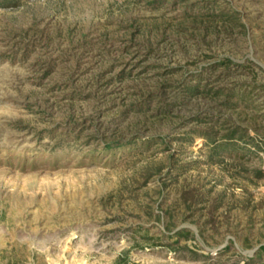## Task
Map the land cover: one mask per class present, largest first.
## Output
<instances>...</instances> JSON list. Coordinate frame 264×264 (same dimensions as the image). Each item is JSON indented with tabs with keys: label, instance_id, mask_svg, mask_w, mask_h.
I'll list each match as a JSON object with an SVG mask.
<instances>
[{
	"label": "rangeland",
	"instance_id": "rangeland-1",
	"mask_svg": "<svg viewBox=\"0 0 264 264\" xmlns=\"http://www.w3.org/2000/svg\"><path fill=\"white\" fill-rule=\"evenodd\" d=\"M222 12L237 21L195 17ZM226 58L230 73L213 68ZM166 81L158 106L148 92ZM197 81L246 90V105L188 97ZM198 114L219 142L242 127L243 148L210 158L188 133ZM259 170L264 0H0V264L264 262Z\"/></svg>",
	"mask_w": 264,
	"mask_h": 264
},
{
	"label": "trees",
	"instance_id": "trees-1",
	"mask_svg": "<svg viewBox=\"0 0 264 264\" xmlns=\"http://www.w3.org/2000/svg\"><path fill=\"white\" fill-rule=\"evenodd\" d=\"M196 18L199 17H207V18H213V19H222L223 23H230L232 20H236V16L227 14L225 12H222L221 14H199L195 16ZM241 26L244 27V24L240 23ZM235 65L234 62L230 59V58H226L224 60H220L219 62H216L214 64V69H223L225 71V73H230L231 72V66ZM178 84L176 83H172L170 81H166L163 83H160L153 91L148 92L147 96L149 98V101L151 100H155L157 102V105L161 106L164 102V100H166L167 97V89L169 88H177ZM181 88L183 89V91L186 93V95L188 97H201L203 99H209L211 101V103L217 104L218 106H220L221 108H228V109H233L235 108L239 103H243L246 105V96L248 97L249 92L246 90H242L240 92H237L235 90H231L228 87H217V88H211L208 87V85L206 84H202L201 82L197 81L195 84L192 83H184L183 86H181ZM175 100L173 101V103L167 104V109L163 110L162 113L163 115H167L170 113V109L173 107H178V106H183L185 105V101L182 100V98L180 97V95H176V97L174 98ZM191 120L197 122V125H199L198 127L194 128L193 130H191L190 132H188L189 134H197L198 136H201L202 138H205L207 141H209L210 143L214 144V147L211 149L212 152L210 153V158L215 159L217 156L222 155V154H227V155H231V153L237 151L239 148L242 149V146H239V144H237V140H236V135L240 134V138L244 137V133L245 130L240 127L237 126L235 128H232L229 132L222 134V136L220 137V142L218 141V130H216V126H218L219 124L217 123L218 121H212V119L209 116L206 115H195L192 116L190 118ZM223 121V120H222ZM224 124L229 123V119H224L223 121ZM123 137H119L117 139H114L113 141H107L105 140V146L106 149H115V148H120L122 147L124 144L123 142ZM192 140V138H189ZM179 141H186L188 140L185 138H179ZM162 142V143H166V138L162 137V136H153L151 138H149L147 140L146 143H157V142ZM129 145H135L136 142H130L128 143ZM164 169L163 166H159L157 169L153 170L152 168H147L145 171V182L155 176L156 174H158L159 172H161ZM264 174L261 170H259L257 172V177L261 178L263 177ZM201 194H199L198 189H192V190H187L184 191L183 193V200L185 202H188L190 205L191 204H196L198 201L201 200L200 196ZM191 236L190 231L187 230H178L176 231L172 237H176L177 241L179 238H189ZM171 247L172 245L169 244ZM262 251H264V246H261L260 248ZM256 264V263H254ZM257 264H264L263 261H261L260 263L257 262Z\"/></svg>",
	"mask_w": 264,
	"mask_h": 264
}]
</instances>
